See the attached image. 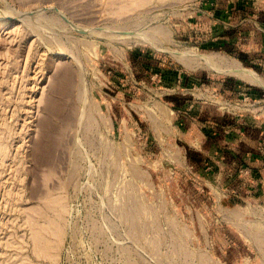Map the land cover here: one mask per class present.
Instances as JSON below:
<instances>
[{
    "label": "rangeland",
    "instance_id": "rangeland-1",
    "mask_svg": "<svg viewBox=\"0 0 264 264\" xmlns=\"http://www.w3.org/2000/svg\"><path fill=\"white\" fill-rule=\"evenodd\" d=\"M0 16V264H264V88L171 52L264 79V0Z\"/></svg>",
    "mask_w": 264,
    "mask_h": 264
},
{
    "label": "bare ground",
    "instance_id": "bare-ground-1",
    "mask_svg": "<svg viewBox=\"0 0 264 264\" xmlns=\"http://www.w3.org/2000/svg\"><path fill=\"white\" fill-rule=\"evenodd\" d=\"M60 12V11H59ZM35 14V13H34ZM34 14L32 16H34ZM38 16V14H37ZM62 16V15H61ZM1 17V16H0ZM4 17V16H3ZM21 17V16H20ZM27 18V16H25ZM23 18V17H22ZM21 18V19H22ZM28 19V18H27ZM9 20V19H8ZM26 20V19H25ZM68 21V20H66ZM69 22V21H68ZM66 22V23H68ZM74 26V25H73ZM72 27V26H71ZM78 28V27H75V29ZM73 29V27H72ZM73 29V30H75ZM90 29V28H89ZM78 30V29H77ZM80 30V29H79ZM94 30H97V29H94ZM92 30V31H94ZM100 30V29H99ZM84 31V30H83ZM90 31V32H92ZM101 31V30H100ZM104 31V30H103ZM103 31H102V34H103ZM118 31V30H117ZM120 31V30H119ZM79 32V31H78ZM86 32V31H85ZM88 32V31H87ZM89 32V33H90ZM97 32V31H96ZM108 31H104V33H106ZM95 33V31H94ZM115 33V32H114ZM118 33V32H117ZM90 34H93V33H90ZM116 34V33H115ZM88 35V34H87ZM97 35V34H96ZM105 35V34H104ZM111 36V34H108ZM113 35V34H112ZM89 36V35H88ZM99 36V35H98ZM101 36V35H100ZM115 36V35H114ZM117 36V35H116ZM119 36V35H118ZM121 36L123 38L122 42L125 41L127 44L128 43H131L134 41V43H137V42H140L141 40H144L146 39V35L142 34L141 33H138V32H135V31H125V32H121ZM101 37H104V36H101ZM147 37H149L147 35ZM107 38V37H106ZM151 37H149V40H150ZM115 39V38H114ZM113 39V41H114ZM110 40V39H109ZM119 40V38H118ZM109 43V42H108ZM111 43V41H110ZM145 43V42H143ZM152 43V42H151ZM131 45V44H130ZM156 47V46H155ZM167 51V50H166ZM168 52V51H167ZM172 54L175 55V57L183 64L185 65L186 67L188 68H194L196 66L199 67V65H202L204 68L206 67H210V68H213V69H216L217 71H221V72H225L227 74H230V76H235L241 80H244L246 82H249V83H252V84H255V85H259L261 86L262 88H264V79H262L256 72L250 70V69H247L245 68L244 66H242L239 62H236V61H227V59H224L222 61V64H224V69H220L219 66H217V63L215 61V58L213 56H207V55H202V54H199L197 52H193V51H171ZM209 68V69H210ZM197 69V68H196ZM66 77V76H65ZM73 79V78H72ZM71 80V78H70ZM67 82H69L67 80ZM72 83V82H71ZM69 83L71 86L72 84ZM69 85V86H70ZM69 88V87H67ZM58 89V88H57ZM66 90V89H65ZM61 91V90H60Z\"/></svg>",
    "mask_w": 264,
    "mask_h": 264
}]
</instances>
